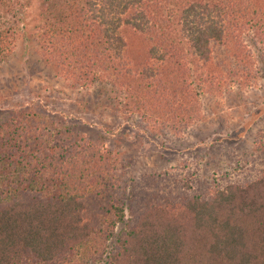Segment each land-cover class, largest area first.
<instances>
[{"label": "trees", "instance_id": "16d2710c", "mask_svg": "<svg viewBox=\"0 0 264 264\" xmlns=\"http://www.w3.org/2000/svg\"><path fill=\"white\" fill-rule=\"evenodd\" d=\"M39 1L48 26L18 34L16 21L0 17V61L17 36L45 64L65 67L71 90L107 82L89 108L102 112L105 100L145 133L163 104L165 141L167 127L187 129L190 99L220 89L204 71L215 49H235L245 26L264 48V0ZM36 114L0 116V264H264V168L209 185L183 175L167 185L161 177L175 174L162 172L144 185V175L128 179L129 162L61 118Z\"/></svg>", "mask_w": 264, "mask_h": 264}, {"label": "rangeland", "instance_id": "374dc122", "mask_svg": "<svg viewBox=\"0 0 264 264\" xmlns=\"http://www.w3.org/2000/svg\"><path fill=\"white\" fill-rule=\"evenodd\" d=\"M0 17L16 21L18 34L49 23L39 0H0ZM120 33L131 50L136 49L129 30L121 28ZM239 34L235 37V49L231 45L215 49L218 57L204 67V71L213 70L216 78L221 76L215 78L220 83L217 90L220 92L213 91L210 96L207 92L200 93L197 96L199 102L190 99L193 113L189 116L187 129L178 134L167 127L171 137L168 141L161 140L160 132H165V122L167 125L169 122L165 121V105L159 99H152L153 105L162 104L164 113L152 115L148 133L132 121L115 118L113 108L105 100L102 103L106 109L96 113L89 108V105H95L91 96H95L94 90L104 88L105 98L107 82L102 80L92 91L81 87L71 90L63 71L66 68L53 67L50 62L45 64L41 59L42 51L28 42L22 45L17 36L12 41L10 55L0 61V116L22 109L34 111L37 116H57L64 125L73 127L101 150L112 151L116 161L129 162L127 170L132 174L128 179L134 181L150 174L156 179L162 172L175 174L165 179L161 177L167 185H173V180L180 175L207 185L213 179L221 183L224 174L229 178L254 176L257 170L264 168V48L257 43L249 26L243 27ZM215 63L219 65L215 66ZM197 76L194 73L191 77L195 85L200 80ZM189 94L193 95L192 92ZM125 95L122 91L120 99H126ZM158 112L161 114V109ZM258 146L261 147L258 149ZM148 180L145 177L143 184ZM160 188L163 189L162 183ZM134 196L146 198L139 192L132 194ZM121 229L122 225H118L114 232L117 234Z\"/></svg>", "mask_w": 264, "mask_h": 264}]
</instances>
